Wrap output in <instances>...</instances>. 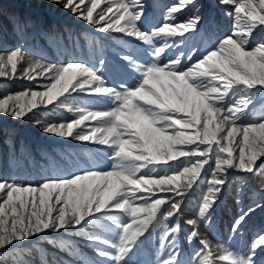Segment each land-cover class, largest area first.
Here are the masks:
<instances>
[{"label": "snow or ice", "instance_id": "obj_1", "mask_svg": "<svg viewBox=\"0 0 264 264\" xmlns=\"http://www.w3.org/2000/svg\"><path fill=\"white\" fill-rule=\"evenodd\" d=\"M48 3L102 35L87 57L52 60L43 21L0 5V78L36 81L0 96V115L94 147L41 161L10 146L0 256L47 240L78 264H264V0ZM61 107L73 118L33 111ZM229 191L239 211L225 231L214 218Z\"/></svg>", "mask_w": 264, "mask_h": 264}, {"label": "trees", "instance_id": "obj_2", "mask_svg": "<svg viewBox=\"0 0 264 264\" xmlns=\"http://www.w3.org/2000/svg\"><path fill=\"white\" fill-rule=\"evenodd\" d=\"M171 2L173 0H154V4L158 6H163ZM0 5H4L7 10L32 13L43 21V27L46 30L50 29L56 38L55 44L51 47L47 46V44L44 45L49 58L52 60L57 59L59 51L65 53V55L60 56L61 59H67L73 53L76 55L83 53L87 57V37L90 35H102L95 33L91 29V26L74 19L71 14L66 13L60 7L49 5L48 0H0ZM0 22L6 23L7 21L3 16H0ZM37 80L43 83L42 78L38 77ZM26 86L35 87L36 81L0 78V96L9 92L22 90ZM33 111L39 112V118L43 122H62L73 118V113L64 107L53 109L52 113H49L47 109L41 111L39 108ZM28 115H31V113H28ZM10 146L14 148L17 155L24 149L41 161L45 154L51 155L62 151L86 154L94 147L90 144L82 145L77 141H71L70 144H62L59 142V138L54 136L46 137L27 118L17 120L7 115H0V163L9 154ZM258 186L260 189H264V182L258 181ZM129 194L134 195L135 193L130 192ZM233 196L234 193L232 191L225 194L224 204L217 211L214 218L217 226L223 227L225 231H227L228 222L231 219L233 211H239V208L235 206ZM199 197L200 192L197 191L189 204L190 211H195ZM253 224L257 227L264 225V215L256 216ZM201 232L206 233L204 226L201 227ZM56 237L57 234L53 233L49 239L55 240ZM66 239H72L83 252L90 254V250L80 238L66 237ZM180 240L182 247L188 249L183 233L181 234ZM56 260L71 261L72 264H78L76 257L69 255L66 250H61L57 245H53L47 240L29 245L28 251L19 255L14 256L10 254L7 257L0 256V264H53Z\"/></svg>", "mask_w": 264, "mask_h": 264}, {"label": "bare ground", "instance_id": "obj_3", "mask_svg": "<svg viewBox=\"0 0 264 264\" xmlns=\"http://www.w3.org/2000/svg\"><path fill=\"white\" fill-rule=\"evenodd\" d=\"M45 45V44H44ZM218 222V221H217Z\"/></svg>", "mask_w": 264, "mask_h": 264}]
</instances>
